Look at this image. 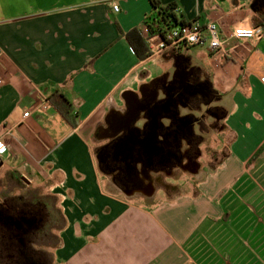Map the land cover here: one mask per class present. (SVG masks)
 Segmentation results:
<instances>
[{"label":"crops","instance_id":"crops-1","mask_svg":"<svg viewBox=\"0 0 264 264\" xmlns=\"http://www.w3.org/2000/svg\"><path fill=\"white\" fill-rule=\"evenodd\" d=\"M161 2L177 3L187 23L217 22L227 52L206 43L141 60L122 31L146 35L151 0H0V224L18 227L7 202L24 209L50 191L60 215L50 264H264V0ZM245 20L258 35L233 38ZM189 68L219 93L226 154L219 160L212 131L217 159L197 171L119 183L102 168L113 138L101 127L149 98L157 79L180 69L185 83ZM56 91L77 124L51 102ZM156 114L137 124L146 135Z\"/></svg>","mask_w":264,"mask_h":264},{"label":"flooded vegetation","instance_id":"flooded-vegetation-1","mask_svg":"<svg viewBox=\"0 0 264 264\" xmlns=\"http://www.w3.org/2000/svg\"><path fill=\"white\" fill-rule=\"evenodd\" d=\"M180 71L157 79L149 98L133 97L127 109L110 115L107 129L101 127V131L105 130L113 138L100 148L102 168L119 183L130 185L140 178L151 179L152 172L156 174L155 180L165 176L179 178L185 169L200 168L205 154L202 144H210L208 135L219 131L223 112L218 105L219 93L209 78H203L199 69L189 68V77L183 83ZM152 112L160 114L157 115L169 124L160 125L154 133L146 135L137 124ZM137 118L140 119L135 123ZM151 137L154 146L146 149L144 144ZM210 158L217 159L214 151ZM165 186L168 191L173 188L169 184ZM7 203L18 227L6 226L5 221L0 224L1 259L8 254L19 264H49L45 252L37 248L48 228L47 207L38 198H33L24 209L16 202ZM14 209L16 214L12 213ZM20 210H26L27 215L18 216ZM20 219L24 220L23 225L18 223Z\"/></svg>","mask_w":264,"mask_h":264},{"label":"built area","instance_id":"built-area-1","mask_svg":"<svg viewBox=\"0 0 264 264\" xmlns=\"http://www.w3.org/2000/svg\"><path fill=\"white\" fill-rule=\"evenodd\" d=\"M209 24L213 25L212 29H209ZM254 32H256V36L258 35V28L251 25ZM146 39L148 46L150 48V56L149 58L155 59L160 56L163 52L168 50H172L175 52H180L183 49L193 46V45H203L208 43L211 49L215 53H226V40L221 36V30L217 22L210 21L208 23H202L199 20L188 22L186 24H177L171 28L165 30L164 35L160 34H151L148 30V26L146 25ZM215 31L218 33L220 37L221 43L212 46L210 44L211 40V32ZM195 37V40L190 39V37ZM254 36V37H256ZM253 37V38H254ZM264 81V76H263ZM30 110L24 113L25 117L30 115ZM5 146L6 143L3 140H0ZM3 153V152H2ZM2 153H0V162L2 161Z\"/></svg>","mask_w":264,"mask_h":264},{"label":"trees","instance_id":"trees-1","mask_svg":"<svg viewBox=\"0 0 264 264\" xmlns=\"http://www.w3.org/2000/svg\"><path fill=\"white\" fill-rule=\"evenodd\" d=\"M151 3L153 13L145 18V24L151 34L164 35L166 29L187 23L180 17L177 3L163 4L161 0H151ZM122 35L127 38L141 60L150 56V48L142 29L135 27L127 32L122 31ZM50 100L67 119L77 124L73 104L62 92H54Z\"/></svg>","mask_w":264,"mask_h":264},{"label":"rangeland","instance_id":"rangeland-1","mask_svg":"<svg viewBox=\"0 0 264 264\" xmlns=\"http://www.w3.org/2000/svg\"><path fill=\"white\" fill-rule=\"evenodd\" d=\"M264 18V17H263ZM164 66L170 65L169 62H164ZM225 128V124L223 120L219 122V160H221L224 155L227 152V145L224 143L223 140V130ZM208 139L210 141V144H202V150L205 152L204 156L202 157L204 160L208 157H211L212 152L215 150V147L213 145L214 140H216L215 135L213 132H211L208 135ZM182 176V174L180 173ZM184 175V174H183ZM177 191L180 189L179 187L176 188ZM42 197L39 199V202H41L43 205L47 207V216H48V228L44 231V238L42 239L43 242L37 245V248H39L42 252H45L46 257L48 258L49 264L51 263L52 257H53V247L52 245H55L58 241L57 231H55V228L58 223H60V215H59V207H58V201L54 197V195L51 194L50 191L42 190L41 191ZM44 245H49L50 247L44 248Z\"/></svg>","mask_w":264,"mask_h":264},{"label":"clouds","instance_id":"clouds-1","mask_svg":"<svg viewBox=\"0 0 264 264\" xmlns=\"http://www.w3.org/2000/svg\"><path fill=\"white\" fill-rule=\"evenodd\" d=\"M115 11H118V8L114 7ZM213 25L209 24V29H212ZM254 36H256V32H254L251 25L247 22V20L236 23L232 26V37L235 39H239L241 41L251 40ZM258 38V37H257ZM190 39L195 40V37H190ZM221 43L220 37L217 32H211V40L210 44L215 46ZM6 151V146L0 142V153Z\"/></svg>","mask_w":264,"mask_h":264},{"label":"water","instance_id":"water-1","mask_svg":"<svg viewBox=\"0 0 264 264\" xmlns=\"http://www.w3.org/2000/svg\"><path fill=\"white\" fill-rule=\"evenodd\" d=\"M255 4H256V2H255ZM139 119H140V118L135 119L134 122L136 123ZM153 125L156 126V128H157V127L160 126V125H166V122H165V120H164L162 117H159V116L156 114V115L154 116ZM154 131H155V130H154ZM153 146H154V140H153V137H151V138L149 139V141L147 142V144H144V147H146V149H147V148H151V147H153ZM148 151H150V150L148 149ZM24 178H25L26 180H28L27 177L24 176Z\"/></svg>","mask_w":264,"mask_h":264}]
</instances>
